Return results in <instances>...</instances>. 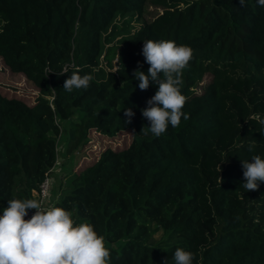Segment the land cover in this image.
<instances>
[{
	"label": "trees",
	"instance_id": "obj_1",
	"mask_svg": "<svg viewBox=\"0 0 264 264\" xmlns=\"http://www.w3.org/2000/svg\"><path fill=\"white\" fill-rule=\"evenodd\" d=\"M149 5L162 13L125 38L116 70L105 73L104 35L119 15L145 19ZM147 40L193 53L180 85L189 118L159 137L142 132L150 124L141 114L158 86L150 79L141 91L134 76L148 74ZM0 59L40 92L33 105L0 93V215L8 200L35 199L59 143L75 157L92 132H128L129 147L62 173L66 189L52 202L93 226L109 264H171L176 248L191 252L192 264H264V182L247 192L241 164L264 159L257 0H0ZM74 70L93 76L87 89H63Z\"/></svg>",
	"mask_w": 264,
	"mask_h": 264
},
{
	"label": "clouds",
	"instance_id": "obj_2",
	"mask_svg": "<svg viewBox=\"0 0 264 264\" xmlns=\"http://www.w3.org/2000/svg\"><path fill=\"white\" fill-rule=\"evenodd\" d=\"M257 3L264 7V0ZM239 4L245 6V0H239ZM142 55L150 67L147 75L139 70L134 72L139 89L147 90L150 79L158 86L155 95L146 102L147 107L141 110L150 124L142 132L159 137L169 125L177 127L182 117L189 118L182 112L186 98L180 85L182 71L193 53L190 47L178 46L171 40H147L143 42ZM92 80L91 74L81 75L79 70H74L64 81L63 89L68 92L87 89ZM124 115L127 123H131L134 116L131 108L126 109ZM241 164L246 181L242 186L247 192L258 190V184L264 182V159L257 155L251 162L244 160ZM29 210L35 213L25 219ZM109 257L104 238L93 226L76 224L71 213L63 208L46 207L35 199H11L0 215V264H109ZM193 259L191 252L176 248L171 264H192ZM164 264L169 261L165 260Z\"/></svg>",
	"mask_w": 264,
	"mask_h": 264
},
{
	"label": "rangeland",
	"instance_id": "obj_3",
	"mask_svg": "<svg viewBox=\"0 0 264 264\" xmlns=\"http://www.w3.org/2000/svg\"><path fill=\"white\" fill-rule=\"evenodd\" d=\"M159 13H162L160 7L149 5L145 19L139 20L135 15H119L115 19L113 26L104 35V39L108 40V42H105L104 55L101 58V67L105 73H108L111 70H116L118 57L123 49V41L125 38L134 35L143 26L145 20L151 21ZM103 78L104 76H101L99 79ZM210 80L211 76H206L203 84ZM198 92L200 93V87ZM0 93L8 98L23 100L28 105H33L36 102L37 97L40 95L39 90L32 84H29L23 75L11 73L4 65L2 59H0ZM63 130H65V127H63ZM132 139L133 134L128 132L120 133L112 139L103 137L96 132H92L90 134V142L88 145L83 151H81V153L75 155V157H71L72 155H66L64 143H59L58 160L61 164L62 170L60 169L59 173L52 174L54 179L53 190L57 189V192L56 195H52L51 202L58 200L66 189V185L61 182L59 176L61 173L65 174L69 171V168H72L76 173L80 172L85 167L93 164L95 160L99 159L102 153L107 149L120 151L129 147ZM64 142H66L65 138ZM160 236L161 234H158L156 238L159 239Z\"/></svg>",
	"mask_w": 264,
	"mask_h": 264
},
{
	"label": "built area",
	"instance_id": "obj_4",
	"mask_svg": "<svg viewBox=\"0 0 264 264\" xmlns=\"http://www.w3.org/2000/svg\"><path fill=\"white\" fill-rule=\"evenodd\" d=\"M60 169H61V164L58 160L54 168L47 174L45 179L40 184L39 189L33 192L35 200L40 201L43 206H46V207L54 206L53 203L51 202V197H52V192H53V187H54L53 186L54 179H53L52 174L59 173ZM61 175L62 173L59 176ZM34 213H35V210H29L28 216L25 217V219L31 218V216Z\"/></svg>",
	"mask_w": 264,
	"mask_h": 264
}]
</instances>
